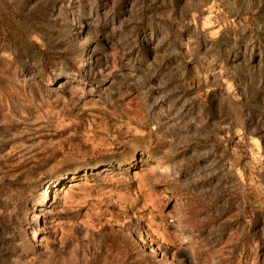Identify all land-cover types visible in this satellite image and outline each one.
Masks as SVG:
<instances>
[{
  "label": "rangeland",
  "instance_id": "rangeland-1",
  "mask_svg": "<svg viewBox=\"0 0 264 264\" xmlns=\"http://www.w3.org/2000/svg\"><path fill=\"white\" fill-rule=\"evenodd\" d=\"M0 264H264V0H0Z\"/></svg>",
  "mask_w": 264,
  "mask_h": 264
}]
</instances>
